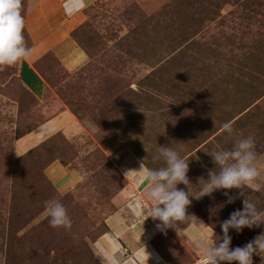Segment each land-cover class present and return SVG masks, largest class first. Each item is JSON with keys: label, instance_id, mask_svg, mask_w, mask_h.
Masks as SVG:
<instances>
[{"label": "rangeland", "instance_id": "obj_1", "mask_svg": "<svg viewBox=\"0 0 264 264\" xmlns=\"http://www.w3.org/2000/svg\"><path fill=\"white\" fill-rule=\"evenodd\" d=\"M36 1L22 0L25 45ZM76 39L85 64L51 99L19 115L12 108L19 60L0 65V264H102L95 241L104 233L120 240L105 220L129 218L110 202L127 180L124 158L162 167L154 159L159 145L189 160L191 183L178 187L194 196L187 212L209 236L213 229L222 236L220 223L243 199L264 210L262 172L259 189L227 190L236 197L231 203L223 189L198 198L214 151L249 135L264 151V0H91ZM63 109L71 123L49 133L45 121ZM224 122L232 123L231 134ZM74 159L86 173L57 189L51 165ZM52 197L66 206L70 230L44 216ZM261 231L264 224L230 229L231 246ZM261 256L253 255V264H264Z\"/></svg>", "mask_w": 264, "mask_h": 264}, {"label": "crops", "instance_id": "obj_2", "mask_svg": "<svg viewBox=\"0 0 264 264\" xmlns=\"http://www.w3.org/2000/svg\"><path fill=\"white\" fill-rule=\"evenodd\" d=\"M90 1L85 0V6L72 15L65 13L64 0L36 1V6L32 9L33 14L29 16L30 18L27 17L30 23L26 47L30 49V55L18 61L17 92L12 100L14 114L19 115L51 99L53 95H56L55 88L85 64L87 56L78 44L74 31L78 29L84 9ZM261 98L260 100L264 103V96ZM65 111L63 109L59 114L49 117L43 127L52 133L54 128L65 126V123L71 121ZM259 154L258 166L264 173V151ZM134 159L137 158L134 156L124 158L123 171L127 180L110 200L114 207L129 218L123 221L118 216H113L105 220L111 233L120 240L114 243L105 233L102 234L94 243L96 253L98 246L109 250L114 248L120 256L121 264H194L198 262L199 259L197 260L194 255H201V252L188 234L199 229L206 235H210L204 229L202 221H199V216L187 212L186 209V215L192 216L184 221H177L174 228L170 227L166 232L157 230L155 225L159 221H154L151 217L146 218V214L140 213L149 208L152 202L145 192L146 183L139 180L140 173L137 171L139 161L134 163ZM49 173L54 180V186L59 189L72 186L69 182L86 173V170L83 162L74 159L67 165L53 163ZM133 243L137 244L132 245ZM147 252L151 254L149 258Z\"/></svg>", "mask_w": 264, "mask_h": 264}, {"label": "clouds", "instance_id": "obj_3", "mask_svg": "<svg viewBox=\"0 0 264 264\" xmlns=\"http://www.w3.org/2000/svg\"><path fill=\"white\" fill-rule=\"evenodd\" d=\"M84 6L85 0H64L63 4L67 15H72ZM21 8L22 0H0V65H12L30 55L23 35L25 21ZM221 128L229 134L233 132L231 122H224ZM211 158L215 167L208 170L207 179L202 177L198 198L223 189L227 202L231 203L236 197L230 196L227 190H241L246 186L256 189L261 187L257 183L261 175V167L258 166L260 154L251 135L240 136L234 141L232 148L216 150ZM154 159H162L164 166L150 168L141 161L137 171L140 173L139 180L147 185L145 192L152 202L145 210L146 218L159 221L155 225L156 229L166 232L168 228H174L177 221H184L192 216L186 215V209L191 204L190 197L194 196L188 190L178 187L180 184L187 187L191 183L187 176L189 160L184 159L178 150L169 145H159ZM239 194L241 195V191ZM44 216L54 228L70 230L72 227L73 221L59 197L45 201ZM261 224H264V210L255 202L243 199L242 209L232 211L220 223L222 236L216 235L214 229L211 236L199 229L188 235L200 250L204 264H253V255L261 256L264 253V231L244 245L235 247L231 246L232 236L229 233L230 229L240 233L244 228L251 229ZM147 254L149 258L151 254ZM97 255L102 264H121L120 256L114 248L109 250L98 246Z\"/></svg>", "mask_w": 264, "mask_h": 264}, {"label": "trees", "instance_id": "obj_4", "mask_svg": "<svg viewBox=\"0 0 264 264\" xmlns=\"http://www.w3.org/2000/svg\"><path fill=\"white\" fill-rule=\"evenodd\" d=\"M74 32H75V33H74V34H75V37H77V29H76ZM19 136H22V134L19 135ZM19 136H18V137H19Z\"/></svg>", "mask_w": 264, "mask_h": 264}]
</instances>
